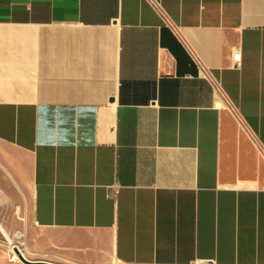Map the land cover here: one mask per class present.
Returning a JSON list of instances; mask_svg holds the SVG:
<instances>
[{"label": "crops", "instance_id": "0c3cea01", "mask_svg": "<svg viewBox=\"0 0 264 264\" xmlns=\"http://www.w3.org/2000/svg\"><path fill=\"white\" fill-rule=\"evenodd\" d=\"M21 207L61 264H264V0H0Z\"/></svg>", "mask_w": 264, "mask_h": 264}, {"label": "rangeland", "instance_id": "374dc122", "mask_svg": "<svg viewBox=\"0 0 264 264\" xmlns=\"http://www.w3.org/2000/svg\"><path fill=\"white\" fill-rule=\"evenodd\" d=\"M7 215H6L7 217L6 219L9 220L10 222L3 224L6 227V229L10 232V234L14 235V233L17 231L24 233V238L22 240L15 239V241L18 242V245L25 251V254L27 256L26 259L31 261L45 260V261L61 264L56 260H51L50 258L38 257L28 252L29 247L27 244L26 234L28 227H32L33 223L30 218V214L27 212L25 207H21L20 209H16V210L14 209L13 212L10 211V213ZM0 264H25L21 260H18L15 257L14 252L11 250L10 244L4 238L1 231H0ZM107 264H117V263L108 262Z\"/></svg>", "mask_w": 264, "mask_h": 264}, {"label": "bare ground", "instance_id": "6f19581e", "mask_svg": "<svg viewBox=\"0 0 264 264\" xmlns=\"http://www.w3.org/2000/svg\"><path fill=\"white\" fill-rule=\"evenodd\" d=\"M0 231L4 238L10 244L11 250L14 252L15 257L20 260L19 256L22 255L23 257H27L25 251L18 245V242L15 239L22 240L24 238V233L17 231L14 235H11L10 232L6 229L4 224L0 221ZM14 236V237H13Z\"/></svg>", "mask_w": 264, "mask_h": 264}, {"label": "water", "instance_id": "95a60500", "mask_svg": "<svg viewBox=\"0 0 264 264\" xmlns=\"http://www.w3.org/2000/svg\"><path fill=\"white\" fill-rule=\"evenodd\" d=\"M19 258L25 264H53V263L42 262V261H31V260L26 259L22 255H20Z\"/></svg>", "mask_w": 264, "mask_h": 264}, {"label": "built area", "instance_id": "2783aa9c", "mask_svg": "<svg viewBox=\"0 0 264 264\" xmlns=\"http://www.w3.org/2000/svg\"><path fill=\"white\" fill-rule=\"evenodd\" d=\"M115 194H116V188L113 187L110 189L109 197L113 198L115 196Z\"/></svg>", "mask_w": 264, "mask_h": 264}]
</instances>
